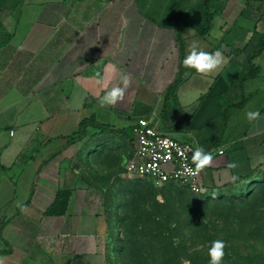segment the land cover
Here are the masks:
<instances>
[{"label": "crops", "instance_id": "obj_1", "mask_svg": "<svg viewBox=\"0 0 264 264\" xmlns=\"http://www.w3.org/2000/svg\"><path fill=\"white\" fill-rule=\"evenodd\" d=\"M203 2L29 0L16 11L0 8V264H108L100 189L83 162L89 143L109 142L99 151H114L120 137L128 160L134 145L110 133L69 143L84 118L130 128L149 117L169 136L223 150L201 170L207 189H227L264 170V47L254 55L264 0H211L212 26L200 36ZM194 41L222 50L228 63L207 76L184 67ZM96 71L106 72L102 85L92 78ZM122 76L130 80L123 102L101 108L99 97ZM241 78L244 104L225 121V106L241 100ZM256 109L262 118L248 122L246 111ZM59 189L72 192L67 210L48 215Z\"/></svg>", "mask_w": 264, "mask_h": 264}, {"label": "rangeland", "instance_id": "obj_2", "mask_svg": "<svg viewBox=\"0 0 264 264\" xmlns=\"http://www.w3.org/2000/svg\"><path fill=\"white\" fill-rule=\"evenodd\" d=\"M28 1L0 0V8L16 11ZM119 139L114 151H99L109 142L89 143L83 162L85 177L100 189L108 264H209V242L217 239L226 242L224 264H264V170L196 194L178 182L129 174Z\"/></svg>", "mask_w": 264, "mask_h": 264}, {"label": "built area", "instance_id": "obj_3", "mask_svg": "<svg viewBox=\"0 0 264 264\" xmlns=\"http://www.w3.org/2000/svg\"><path fill=\"white\" fill-rule=\"evenodd\" d=\"M134 153L125 164L126 171L139 178L152 179L157 184L179 182L193 193L207 192L193 162V151L197 145L169 136L156 128L149 117L137 118L130 127ZM169 140L173 147L161 148L159 142ZM155 146L153 152L152 146ZM147 148V152L142 149ZM211 153L223 150L208 149Z\"/></svg>", "mask_w": 264, "mask_h": 264}, {"label": "clouds", "instance_id": "obj_4", "mask_svg": "<svg viewBox=\"0 0 264 264\" xmlns=\"http://www.w3.org/2000/svg\"><path fill=\"white\" fill-rule=\"evenodd\" d=\"M20 50L22 46H20ZM228 63V58L224 52L220 49L214 51H205L200 48L198 42H192L189 46V50L183 59V65L186 68L194 69L197 73L207 76L212 73H218L219 70ZM107 72V70H106ZM105 72V74H106ZM105 74L101 71L93 73V79L97 85L104 83ZM211 83V81H210ZM130 85L128 76L121 77V84L114 86L99 97V106L104 108L106 106H115L118 103L123 102L125 93ZM196 97L192 98L188 102H194ZM245 118L248 122H255L261 119V112L259 109L248 110L245 113ZM161 148H170L174 145L167 139L159 142ZM153 152H155V146H152ZM148 149H142V152H147ZM193 162L195 163L197 172L203 170L206 167H210L214 160V156L211 152L206 151L202 146H197L193 151ZM228 168L235 169L237 164L230 162ZM239 177L235 174L231 175L230 181L236 183ZM226 242L222 239H217L209 242L208 256L210 258L209 264H224Z\"/></svg>", "mask_w": 264, "mask_h": 264}, {"label": "trees", "instance_id": "obj_5", "mask_svg": "<svg viewBox=\"0 0 264 264\" xmlns=\"http://www.w3.org/2000/svg\"><path fill=\"white\" fill-rule=\"evenodd\" d=\"M211 0H204L203 5H204V11H205V17H206V24L205 26L201 27V28H196V33L197 35L200 36H204L207 33H209V30L212 26V21H213V17L215 15V11L211 10L210 7L208 6V2H210ZM264 47V34H261L259 37V46L258 49L254 52V55L260 53L262 51ZM252 56H250L248 58V61L250 62ZM181 81L180 76L176 77L173 81V83L171 84V86L168 88L167 93H170L173 88ZM243 81L244 78H241L239 86L241 89V100L237 103V104H228L227 106H225L224 111H223V115H224V120L226 121V119L228 118V114L229 111L231 110V108H235V107H242V105L244 104V96H243ZM88 127H95L98 128V130H95L93 132H91L90 130H88ZM101 133H110V134H122V135H131L130 134V128H127L126 126H121V127H115V126H106V125H98L95 124L94 122V118L89 117V118H84L83 120L80 121L79 123V128L76 132H74L72 135L69 136V143H74L82 138H84L85 136L91 134V135H97V134H101ZM129 139L132 140V137L129 136ZM166 183H175V182H166ZM179 183V182H178ZM211 189L208 190L207 192L204 193H200V194H205V193H210ZM71 190L70 189H59L56 192L55 198L53 200V202L50 204V206L47 208V210L45 211L46 214L48 215H63L65 214L67 207H68V203H69V199L71 196Z\"/></svg>", "mask_w": 264, "mask_h": 264}]
</instances>
